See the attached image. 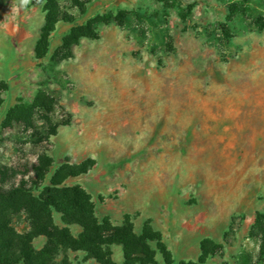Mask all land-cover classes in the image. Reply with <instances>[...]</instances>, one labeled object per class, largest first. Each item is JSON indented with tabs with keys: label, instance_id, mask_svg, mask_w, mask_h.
I'll use <instances>...</instances> for the list:
<instances>
[{
	"label": "rangeland",
	"instance_id": "obj_1",
	"mask_svg": "<svg viewBox=\"0 0 264 264\" xmlns=\"http://www.w3.org/2000/svg\"><path fill=\"white\" fill-rule=\"evenodd\" d=\"M58 10L37 60L43 7L0 0V190L22 182L37 197L61 167L91 160L61 187L83 189L97 220L148 222L173 264H198L185 257L205 240L221 248L204 264H264V0H59ZM97 16L111 20L97 40L62 50L73 26ZM39 93L57 102L51 113L3 124ZM25 217L10 216L16 234L29 231ZM111 252L121 264L122 247ZM55 261L97 264L69 250Z\"/></svg>",
	"mask_w": 264,
	"mask_h": 264
},
{
	"label": "trees",
	"instance_id": "obj_2",
	"mask_svg": "<svg viewBox=\"0 0 264 264\" xmlns=\"http://www.w3.org/2000/svg\"><path fill=\"white\" fill-rule=\"evenodd\" d=\"M58 1L33 0V4L43 7L45 14L44 25L35 47L37 60H42L48 54L50 36L61 19ZM110 21L105 16H97L85 25L73 26L63 39L62 50L69 51L71 47L78 46L82 39L97 40V27ZM112 21L117 23L116 20ZM55 106L57 102L53 98L39 93L30 106H15L3 124L16 123L23 124L24 128L31 127L30 112L41 111L48 114ZM18 112L21 114L20 118L15 117ZM54 133L53 130L47 131L48 136H53ZM40 162L41 166L35 165L34 171L43 179L51 163L45 156L41 157ZM87 164L83 163L74 169L61 167L51 177L49 186L44 187L37 197L22 182L18 187L0 190L3 211L0 212V264H56L55 257L64 250L83 252L97 264H115L111 252L113 246L122 247L124 264H158L156 253L161 256L164 264H173L161 234L153 231L148 222L143 225L141 234L136 235L129 216L124 217L121 226L112 225L108 219L99 221L95 217L94 205L83 189L78 186L61 187L65 179L86 174L94 165L91 160ZM53 211L61 215L63 228L55 225ZM19 212L26 215L25 220L29 226V231L22 235L16 234L11 227L10 216ZM70 226L80 228L81 232L76 238L72 236L68 228ZM39 237H43L46 242L37 250L33 242ZM262 238L264 245V233ZM151 243L155 244V250L150 247ZM212 247L213 244L207 240L200 244L198 264H204L207 257L215 253Z\"/></svg>",
	"mask_w": 264,
	"mask_h": 264
},
{
	"label": "crops",
	"instance_id": "obj_3",
	"mask_svg": "<svg viewBox=\"0 0 264 264\" xmlns=\"http://www.w3.org/2000/svg\"><path fill=\"white\" fill-rule=\"evenodd\" d=\"M134 233H135L136 235H140V234H141V230H137V231L134 230ZM199 256H200V254H198L197 257H194V258H192V257H185V258H189V259L191 258V259L193 260V262H194V260H195V259L197 260V259L199 258ZM122 258H123V252H122ZM114 263H115V264H120V263H117L116 261H114ZM121 264H124V258L122 259Z\"/></svg>",
	"mask_w": 264,
	"mask_h": 264
}]
</instances>
